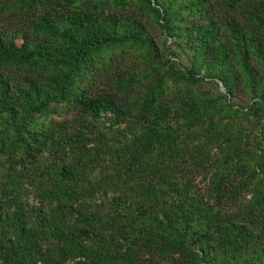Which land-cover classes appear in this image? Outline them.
Listing matches in <instances>:
<instances>
[{"label": "trees", "instance_id": "trees-1", "mask_svg": "<svg viewBox=\"0 0 264 264\" xmlns=\"http://www.w3.org/2000/svg\"><path fill=\"white\" fill-rule=\"evenodd\" d=\"M0 264H264V0H0Z\"/></svg>", "mask_w": 264, "mask_h": 264}]
</instances>
